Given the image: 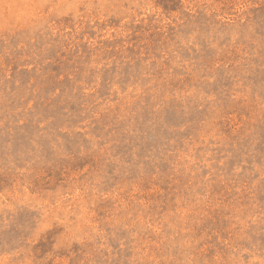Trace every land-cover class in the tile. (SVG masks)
<instances>
[{
    "label": "rangeland",
    "instance_id": "obj_1",
    "mask_svg": "<svg viewBox=\"0 0 264 264\" xmlns=\"http://www.w3.org/2000/svg\"><path fill=\"white\" fill-rule=\"evenodd\" d=\"M0 264H264V0H0Z\"/></svg>",
    "mask_w": 264,
    "mask_h": 264
}]
</instances>
